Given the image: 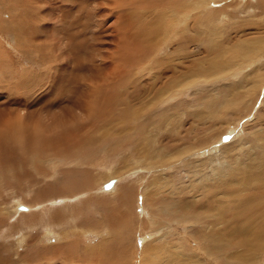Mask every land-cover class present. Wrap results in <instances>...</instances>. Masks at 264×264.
Instances as JSON below:
<instances>
[{"label":"rangeland","instance_id":"1","mask_svg":"<svg viewBox=\"0 0 264 264\" xmlns=\"http://www.w3.org/2000/svg\"><path fill=\"white\" fill-rule=\"evenodd\" d=\"M113 1L0 0V102H4L8 93L10 98L20 93L12 86L17 75L26 73L31 77L37 72L42 80L37 76L35 81L42 87L39 91L32 87L33 91L24 100L37 98L35 93L38 92L43 93L39 95L43 98L51 94L46 100L63 101L54 107L56 114L62 117L68 100L75 101L81 91L88 89L86 84L90 81L99 88L110 85V95L119 111L125 105L130 107V112L134 109L136 115L143 108L142 113L133 116L134 120H141L152 109H161L141 128V139L131 137L122 146L124 151L118 148L115 155L106 156L89 144L96 151L82 150L76 160L81 162V156H88V164L80 166L83 170L67 172L65 176L73 160L60 167L62 172L53 180L37 176L29 183L16 184L13 196H4L5 203L0 206V229H6L0 232L1 256L13 261L19 259L12 264H78V260L85 258L90 261L84 264H112L95 261L103 249L113 251L121 264H148L149 261V264H264V222L261 221L264 218V0H177L178 11L198 6L200 13L206 12L202 18L207 22L218 10L221 28L211 35L210 43L215 42V49L205 53H200L199 48L206 40L188 47L191 43H185L184 30L178 40L183 41L177 42V46L173 45V39L168 43L161 30L153 29L144 34L145 41L149 36V48L165 46L168 51L177 50L174 56L178 57L196 54L198 59L190 68L174 78L169 75L157 78L151 71L149 75H140L137 67L156 68V63L148 60L151 49L143 53V48L142 52L135 48L140 33L139 39L135 35L128 39L131 33L126 34L130 24L141 19L143 9L148 12L144 19L153 18L154 12L161 8L160 1L128 9L130 19L126 17L122 27L114 25ZM29 3L32 4L29 6ZM163 4H167L166 16H159L167 26L165 19L169 20L176 10L174 0ZM61 7L66 8L61 10ZM65 12L64 21H58ZM118 14L124 17L123 12ZM32 22L36 29L29 28ZM232 26L239 28L234 30ZM140 28L133 26L132 35ZM189 33L196 38L191 27ZM227 36H231L227 43L217 41ZM15 38H21V42L25 39L26 43L22 42L20 47ZM60 38H64L63 43L57 41ZM35 39L36 43L31 45L29 40ZM54 39L56 43L47 47ZM31 49L34 53L30 55ZM38 58L46 62L42 68L34 64ZM172 60L165 65L171 68L169 65L180 63L177 57ZM210 79L219 81L212 83ZM9 88L11 90L7 91ZM24 94L27 96L24 91L20 93ZM171 97L174 100L170 102ZM117 100L123 101L122 104ZM128 111L113 121L104 120L107 118L104 116L94 119L95 126L89 128L93 135L89 136L90 140L96 142L107 132L124 131L131 115ZM76 113L81 121L86 120L79 109ZM37 118L35 115L33 121H38ZM108 165L112 166L110 173L104 170ZM86 167L88 172L85 173ZM116 179L115 190H100L104 183ZM247 181L254 189L260 187L247 191L242 185ZM64 182L70 188L60 190ZM149 196L160 203H149ZM74 197L77 199L70 202ZM34 198L39 199L38 206L48 208L44 216L48 220L47 229L54 235L38 220L34 222L38 214L30 213L32 209L18 211L17 200L31 207ZM52 204L57 207L50 209ZM83 224L88 225L87 229ZM10 226L21 237L19 242L3 237L5 233L12 235ZM254 226L258 227V232H263L261 239L255 243L246 240L245 244L242 238L248 236ZM199 235L202 237L198 238Z\"/></svg>","mask_w":264,"mask_h":264},{"label":"bare ground","instance_id":"2","mask_svg":"<svg viewBox=\"0 0 264 264\" xmlns=\"http://www.w3.org/2000/svg\"><path fill=\"white\" fill-rule=\"evenodd\" d=\"M67 1H69V0H67ZM159 1H160L159 3L161 5V8L159 10H156L154 12V17L153 18H149V19L148 18H145L144 19V17L147 15L148 12L145 9H143L142 10L143 11V15L141 13V19L137 20L136 22L131 23L132 25L130 24V28H128V30H127L129 32L126 33V34L131 33V35L128 36L129 37L128 39H132L134 35L139 39L140 36L138 35V33H140L141 38H142V41H140L141 38L139 40H137L136 41L135 48L136 49L138 48L141 52H142V48H143V53H147L151 49V51H150L151 52V55L148 56V58H149L148 60H149L150 63H154V64L156 63L155 64L156 65V68H153L151 66H147L146 68H142L140 66L137 67V72L140 75H147L148 72L151 71L152 73H155V75L157 76V78L158 77H165L166 75H169V77L172 76L171 78H174V77H177V75H178L179 72H185V71H187L190 68L191 63L194 60L196 61L198 59V58H195L196 57V54H194V53L193 54L190 53V54H187V55L186 54L185 55L183 54V56L178 57V55L174 56L175 55V52L177 50H175V51H168L165 46H163L162 49L149 48L150 47L149 36L147 35V39L148 40L145 41L144 34L150 32L153 29H155V30H161V31H163V33L167 37L166 38V41L168 43H170L172 41V39H173V45L174 46H177V42H180L181 43L183 41V40H181V41H178V40H179V33L182 30H184L183 38H184L185 43L187 45L189 43H191L190 45H188V47L191 46L192 44L199 43V41H201V40H206L205 44H203L199 48L200 49L199 50L200 53H205V52H208V51H212V49L214 48V46H216V44H214L215 42L214 43H210V41L212 40L211 35L214 32L220 31V28L221 27H219V24H221V23H220V19L217 17L218 10L215 12V14L207 22L206 20H203V18H202L203 15H204V13H206V12L200 13V11L197 10L198 6L193 7V8L184 7L183 10H182V12H180V11H178V9L176 7L177 0H174L173 9L176 10V14H173V16H171L169 20L165 19V24L167 25V26H165V25L162 24V22H161L162 18L159 15L166 16L165 15V8L164 7L167 4H163V3L164 2H170L171 3L172 0H159ZM178 1L179 2H183V0H178ZM148 2L153 3V2H156V0H139V1L138 0H114L112 2V4H111L112 7L114 8V12L111 11L112 16L115 15L114 16V20H115L114 25L115 26H119V27L122 25V23L124 22V19L129 16V13H127V10L128 9H130L132 7H137V6L138 7L144 6ZM114 3H116V6H115ZM30 4H32V3H29V6H30ZM36 5H38V4H36ZM64 8H66V7H64ZM64 8L61 7V10H64ZM122 12L124 13V17L123 18L119 17V14H118V13H122ZM158 12H161V13H158ZM65 13L66 14H64V15H60L61 18L58 17L59 18L58 21H62L64 19V16H67V12H65ZM50 14L51 13H49V15ZM185 14L189 15L190 18H186ZM45 16H47V15L45 14ZM105 16H106V14H105ZM39 18H42V16L39 17ZM179 18H180V20H179ZM227 18L229 19L230 17L228 16ZM55 19H57V18H55ZM129 19L130 18L128 17L127 20H129ZM42 21L44 22V20H42ZM90 22H88L87 24L89 25ZM215 22H216V24H215ZM42 24H44V23H42ZM97 26H99V22H98V25ZM133 26L135 28H137V27H141V28H140V30L138 32H135V34L132 35L133 30H131V28H133ZM17 27L18 26L14 27V28H16L18 30ZM49 27H50V25H49ZM190 27L194 31V33L196 35V38L195 37H191L190 36V33L188 35V32L190 31ZM233 27H235V26H232V28ZM29 28H31V30L32 29H36L35 22H32V26H29ZM37 28H38V25H37ZM238 28L239 27L236 26L235 29L234 28L233 29L234 30H238ZM19 29H20V27H19ZM51 29L54 30L55 27L54 26H51ZM74 30H76V29H74ZM242 30H244V29H242ZM84 31H86V30H84ZM88 31H90V29ZM14 32H16V31H14ZM42 32H44V31H42ZM47 32H48V30H47ZM70 32H71V30H70ZM23 33H24V31L22 32V34ZM126 34H123L122 33V35H125V36H126ZM224 34L226 35V33H224ZM71 35H73V34H71ZM235 35H238V34H234V36ZM19 37H21V36H19ZM69 38H70V36H69ZM229 38H231V36L225 37L224 38L225 40L222 39V41H220L218 39L217 41L219 43H227L226 41ZM63 39L60 38V40H57V39L56 40L59 41V43H60V42L63 41ZM20 40H21V38L19 40L17 38H15V42H16V44L18 46H20V44L22 42H23V44L26 43V42H24L25 39L22 42ZM56 40L54 39L52 41V43H50V44H46V43L45 44H46V46L47 45L48 46L49 45H52L53 46L56 43ZM36 41H37V39H35V40H29V43L31 45H33V44L36 43ZM70 42H71V40H70ZM43 44H44V42H43ZM59 46H61V44ZM77 48H75L76 51L78 50ZM59 49L61 50L62 48H59ZM59 49H57V50H59ZM66 49H67V47H66ZM52 50H53V52L55 51L54 50V47H53ZM115 51H116V49H115ZM57 52H59V51H57ZM119 52H120V50H119ZM33 53L34 52L31 49V52H29V54L31 55ZM68 53H70V52H68ZM211 53H213V52H211ZM121 54H122V52H121ZM104 55H106V54H104ZM135 55L136 54H134V57H135ZM39 56H40V54H39ZM55 56H57V54H55ZM175 57L179 58L180 63L177 61L178 64H175V63H174L175 65H169L168 64L171 68H169L167 65H165V64L168 63L169 60L170 61H173L172 59H174ZM57 60H59V59L57 58ZM106 60L109 61V59H106ZM35 63H37V65H38V66H36V68L37 67L42 68V65H44L46 62L45 61L42 62L41 58L40 59L38 58L37 61H34V64ZM52 63H54V62H52ZM66 63H68V62H66ZM130 63H132V62H130ZM137 65H138V62H137ZM109 67H110V65H109ZM109 67H108V69H110ZM130 67H132V66H130ZM57 69H59V68H57ZM60 70H62V69H60ZM106 71H107V69H106ZM26 72H27V70H26ZM55 72H57V70ZM105 72H103L104 75L107 74V73L105 74ZM108 72H109V70H108ZM101 73H102V71L100 72V74ZM44 74H46V73L44 72ZM235 74L236 73H234V75ZM55 75H57V74H55ZM37 76L39 78V74L37 72H34V74H32L31 77H28L26 73H23V74L20 73V75H17L18 79L15 80L16 83H13L12 86H15V88L17 89V91L20 90V93L22 91H24L27 94V96H25V94L24 95H20V93H17V94H13L12 97L10 98L11 95H9V93H8V95L5 96L4 102H0V138L2 139V140H0V206H1V204L5 203V201L3 200V199H5L4 196H10V195L13 196L12 190H14V188H15L14 186L16 184L23 185V184L29 183V182H31L37 176H38V178L39 177H43V178H49V179H52L53 178L54 179V176H57L60 172H62V170H61L60 167H63L66 164V162H70V161H73V160L75 161L74 164H73V166H72V168L65 171V173H64L65 176H66V173L67 172L68 173L69 172L70 173H75L77 171H80L82 169V168H80V166L82 164L83 165H85V164L87 165L90 160L87 159L88 156H81L83 158V160L80 159L81 162H78L79 160L78 161H76V160L79 159L78 156L81 154L82 150H86V149H89V148L93 149L91 146H89V144L95 145L97 147V149L99 151H101L102 153H104L106 156L109 155V153H112V155H115V152H116V150L118 148H119L120 151H124V148L122 146L126 142H129V139L131 137H135L136 138L135 140H140L141 139V132H140L141 128L144 127V125L149 121V119H150V117L152 115L154 116L155 114H158L160 112V110H161L160 108H159V110H157L158 108L152 109L151 110L152 112L149 113L150 112L149 111L141 120H134L133 119V116H136V115H139L140 113H142L143 108L141 110L137 111L136 112V115L134 114V111H135L134 109H132L131 112H130V111H128V108H130V107L127 108L125 105H123V109L121 111H119V108L116 106V103L113 102L114 97L110 95V91H111L110 85L108 84L107 86H105L103 84L105 87L104 88H99L97 85H95L94 82H91L90 81L91 83L89 82V83L86 84V85H88V89L86 90V88H87L86 87L84 89L85 91H81L80 92V95L75 99V101L74 100H68L70 102H68L67 110L62 111L65 114L64 117H62V116H59V115L56 114V112L54 111V107L55 106H58L59 103H61L63 101L61 100V101H57V102H52V98L49 99V100H46L47 98H50V95L51 94L45 95V98H43V97H40L39 96V95H42L43 93L38 92V94L35 93V95L37 96V98H34L33 97L34 99H32L31 101H26L27 98H28V95L31 94L30 93L31 90L33 91L32 87H35V91H39L40 88L42 87L41 86L42 84L41 85L39 84L40 82L38 83L39 84L38 85L36 83V81H35V79H36L35 77H37ZM92 77H93V75L91 76V78ZM104 77H106V76H104ZM40 80H42V79H40ZM215 81H219V79H210L209 80V82H212V83H214ZM154 82H155V80H154ZM120 83H121V81H120ZM122 84L123 83H121V85ZM155 84H156V82H155ZM99 85H101V84H99ZM3 86H5V84ZM27 88H29L30 91H27L28 90ZM48 88H50V87H48ZM10 90H11L10 88H9V90L7 89V91H10ZM138 91L139 92L141 91L140 88H138ZM3 92H5V91H3ZM58 96H59V94H58ZM25 97H26V100H24ZM60 97H61V95H60ZM120 98H123V97L121 96ZM172 100H174V99L171 97L169 101L171 102ZM116 102H118V104H119V102H121V100H117ZM122 102H121V104H122ZM134 104H133V106H134ZM68 108H70V109H68ZM77 108L79 109V111H81L86 116V120L81 121L79 115L76 113V111H78ZM90 108L92 109V112H90ZM146 108H147V106H146ZM126 110L128 111V114L131 113V115H130V119L125 124L126 129L124 131H122V132H120L118 134H115L114 132H107L105 134H102V137H99L96 140V142H93L92 140H90L89 136H93V135L89 132V128H91V127L93 128L95 126L94 119H98V117L104 116V117H107V118H103L104 120H106V121H113V119H116V116H119V117L120 116H123L124 115V111H126ZM35 115H37L38 118L36 120H38V121H33V117ZM91 115H93V116L91 117ZM108 118H110V119L108 120ZM93 140H95V139H93ZM139 144H142V143H139ZM77 145H82L84 147H76ZM129 145H132V143L130 142ZM93 151H96V150L93 149ZM130 153H131V151H130ZM126 157L123 158V159H126ZM131 158L132 159H136L135 156H132ZM149 158H151V156ZM183 161H185V160L183 159ZM111 167L112 166L108 165V166L105 167L104 170H106L107 173H110L111 172ZM87 169H88V167H86V170L84 171L85 173L88 172ZM81 173H83V172L81 171ZM246 178H248V176ZM242 180H244V179H242ZM116 182H118V179H116L115 181L109 180L108 182L104 183V186H101L100 190H102V191L115 190V184H116ZM242 182H244V181H242ZM61 185H63V186L65 185V186L64 187L63 186L62 187L60 186V190H62L63 188L66 189V187L70 188L69 187L70 185L66 186L65 182H64V184L62 183ZM107 185H110V187H106ZM242 185L244 186V189L247 190V191L248 190L249 191L250 190H256L258 187H260V185H259V186H256V189H254V187H250L248 181L245 182L244 184L242 183ZM232 190H234V189H232ZM30 194H32V193H30ZM76 196H78V195H76ZM38 198H40V197H38ZM38 198H34L33 199L34 203H32V205H31L32 210H31L30 213H37L38 214V218L36 220H34V222H36L37 220L40 221V222H46L48 220L45 219L44 213L46 211H48V208L38 206L37 204L40 203V202H38L39 201ZM256 198L258 199L259 196H256ZM75 199H77V197L72 198L70 200V202H72ZM246 201L247 202H250V199L249 200H246ZM148 202L151 203V204L152 203H157V202L160 203V201L155 200L154 198H152L150 196H149V201ZM14 203H15V201H14ZM18 203H19V201L17 200L16 201V205ZM54 205L55 204H52L50 206V209H55L57 207V206L54 207ZM193 206H194V204H193ZM28 207H30V205L24 204L19 209L21 211L27 212V211H29ZM186 207L188 208V206H186ZM17 208H18V205H17ZM35 208H36V212H34L35 211ZM19 209H18V211H19ZM189 210H191V209H189ZM185 211H188V210H185ZM18 213H21V212H18ZM186 215H188V214H186ZM31 216H33V214H30V217ZM68 217H70V216H68ZM41 218H43L44 220L41 221ZM13 219H14V217H13ZM20 219H21V217H20ZM178 220H180V218ZM261 221L264 222V218L261 219ZM83 226L85 228L88 227V225H84V224H83ZM254 227H255V229L251 230L248 233V236L242 238V240L244 239L245 244H246V240L247 241L248 240H251L253 243H255V240L256 241H259L261 239V234L263 232H258V227L257 228H256V226H254ZM9 229L12 230L11 232H13V233H12V235H10V233H8L7 236L13 237V238H15L17 240V242H19V240L21 239V237L18 236L17 233H15L14 227L13 226H10ZM17 229H18V227H17ZM262 229L263 228H261L260 230H262ZM2 230H5V232H6V229H0V232H2ZM255 230H257V231H255ZM46 231H48V233L50 235H52V234L54 235V233H52L50 230H46ZM19 234H20V232H19ZM7 236H5V237H7ZM200 236L202 237V235H199L198 238H200ZM24 237H26V236H24ZM208 239L210 240L209 237H208ZM239 240H241V239H239ZM251 241H249V242H251ZM54 248L56 249V246ZM0 251H2V250H0ZM14 253L17 255V249H14ZM99 254H101V255H99V257L97 256L96 257L97 259H95V261H100L102 263H106V262H109L110 261V262H113L114 264H121L120 260H118V258L113 255V251L105 252L103 249H101L100 252H99ZM22 255L24 257V254H22ZM158 258H157V260H158ZM42 260H43V258H42ZM88 260H89V258H88ZM88 260H87V258L78 260V264H80V263L81 264H84ZM13 262H16L17 263V262H19V259H16V261H13L9 257H3V256H1V253H0V264H12ZM149 263H150V261H149Z\"/></svg>","mask_w":264,"mask_h":264},{"label":"crops","instance_id":"3","mask_svg":"<svg viewBox=\"0 0 264 264\" xmlns=\"http://www.w3.org/2000/svg\"><path fill=\"white\" fill-rule=\"evenodd\" d=\"M17 205H18V209H19V208L22 207L24 204H21V202L19 201V203H18ZM28 209L31 210L32 208H31V207H28ZM38 222H39V224H42L41 226H44V227L46 228V230H48V229H47V224H48L47 221H46V222H40V221H38ZM34 225H36V223H35ZM7 234H8V233H5L3 237H4V238L10 237V236H7ZM5 236H7V237H5ZM11 238H13V237H11ZM13 239H14V238H13Z\"/></svg>","mask_w":264,"mask_h":264},{"label":"snow or ice","instance_id":"4","mask_svg":"<svg viewBox=\"0 0 264 264\" xmlns=\"http://www.w3.org/2000/svg\"><path fill=\"white\" fill-rule=\"evenodd\" d=\"M106 187H110V185H107Z\"/></svg>","mask_w":264,"mask_h":264}]
</instances>
